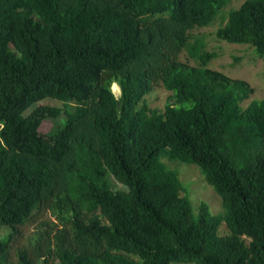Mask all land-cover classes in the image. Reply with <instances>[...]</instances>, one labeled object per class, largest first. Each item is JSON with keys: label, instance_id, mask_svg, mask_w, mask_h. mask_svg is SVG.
Listing matches in <instances>:
<instances>
[{"label": "trees", "instance_id": "obj_1", "mask_svg": "<svg viewBox=\"0 0 264 264\" xmlns=\"http://www.w3.org/2000/svg\"><path fill=\"white\" fill-rule=\"evenodd\" d=\"M231 1L0 0V264H264V99L244 108L252 86L191 32ZM215 36L264 58V0ZM46 98L64 106L24 115ZM164 159L196 165L223 211L196 212Z\"/></svg>", "mask_w": 264, "mask_h": 264}, {"label": "rangeland", "instance_id": "obj_2", "mask_svg": "<svg viewBox=\"0 0 264 264\" xmlns=\"http://www.w3.org/2000/svg\"><path fill=\"white\" fill-rule=\"evenodd\" d=\"M242 1L243 0H232L230 4L221 10L220 15L216 16L211 25L196 27L191 32L194 38L198 36L204 37L207 43V49L214 50L219 54L218 57L209 62L208 68L222 71L232 78L245 80L252 86L254 89L253 93L250 98L242 104L245 108L253 100L264 99V58H260L256 55L254 47L251 44L230 43L215 36L216 28L225 23L229 10L238 7ZM180 59L192 65L198 64V61L189 56L187 49L182 51ZM113 93L116 97H119L120 88L119 92L114 91ZM170 97L171 93L169 91H166L160 84H156L152 87L149 94L145 96V101L150 108L162 110L166 103H172ZM39 105L58 108L64 106L63 102L53 98H46L28 111H25L24 115L30 114ZM164 161H166L165 164L168 168L179 171L180 179L183 181L186 189L183 191V194H188L190 196L196 212H198L199 206L203 201L208 204L212 213H220L223 211L224 208L221 197L206 182L196 165L181 164L179 162L168 163L166 159H164ZM110 183L112 189H126L125 185L117 182L112 177L110 178ZM43 219L58 222L56 216L51 213V211L45 213ZM42 220L19 228L22 233V237L18 241L19 246L27 245L33 234L40 229V222ZM8 231V227L0 226V237H5ZM218 232L222 235L229 233L225 222L220 225Z\"/></svg>", "mask_w": 264, "mask_h": 264}]
</instances>
